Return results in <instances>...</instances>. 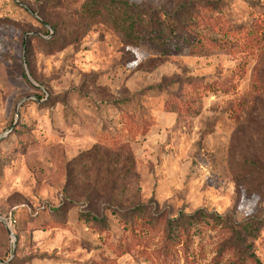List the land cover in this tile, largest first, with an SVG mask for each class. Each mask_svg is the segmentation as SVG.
I'll return each mask as SVG.
<instances>
[{
	"label": "rangeland",
	"instance_id": "1",
	"mask_svg": "<svg viewBox=\"0 0 264 264\" xmlns=\"http://www.w3.org/2000/svg\"><path fill=\"white\" fill-rule=\"evenodd\" d=\"M85 1L0 0V264H162L161 236L146 254L122 247L128 232L106 211L118 194L163 213L250 219L258 232L247 245L264 264V40L239 27L264 31V0H131L168 12L192 2L215 21L193 29L201 45L167 53L126 46L103 20L83 27ZM52 26L80 32L48 50L36 38H56ZM129 114L148 132L127 151L108 148ZM97 171L111 180L88 200ZM66 195L75 207L60 222L44 207ZM90 205L109 229L78 219ZM217 239L206 226L194 237L196 264L226 263L214 259ZM183 248L167 264H187Z\"/></svg>",
	"mask_w": 264,
	"mask_h": 264
},
{
	"label": "trees",
	"instance_id": "2",
	"mask_svg": "<svg viewBox=\"0 0 264 264\" xmlns=\"http://www.w3.org/2000/svg\"><path fill=\"white\" fill-rule=\"evenodd\" d=\"M52 1L43 0L45 4H52ZM197 8L198 5L188 2L182 3L172 12H168L165 10L159 11L131 0H86L81 6V14L82 20L85 21L83 26L85 28L94 21L103 20L120 36L126 46L137 47L148 41L156 50L167 53L172 49H178L180 44L183 46L193 45L194 47L197 44L201 45L202 39L197 40V35L193 32V29L199 25L205 27L215 26V21L210 16L196 14ZM40 14L43 16V12ZM52 27L58 34L56 38L42 40L35 37L39 44L41 42L48 50H57L58 45L62 46L66 43L62 39L69 38L71 40L73 35L80 32L76 29L74 30L76 32L72 31L63 35V30L60 31L59 27ZM239 27H241L244 37H247L248 40H253V42L257 39L259 41L264 40V31L261 32L257 24L252 29L244 25ZM45 35L50 36L51 34L45 31ZM209 43L212 44V42ZM25 45L28 48L31 41ZM24 78L28 81L26 75H24ZM171 89H173V85ZM170 91L171 96L177 94L181 96L182 94V88ZM126 118L125 123L122 124V130L126 136L117 135L115 144L108 145V148L116 151H127L130 149V143L136 137L148 132L146 122L135 119L133 114L127 115ZM3 141L5 140H0V143ZM111 176L107 172L100 176L99 171L93 176L88 177L87 175L85 183H91L90 191L93 193L87 194L85 197L88 200L95 199L100 193L97 189L108 183ZM128 188H123L121 191ZM64 192H67V187ZM68 198L69 196H64L66 202L62 201L57 207L48 205L44 209L49 211L50 215L55 217L56 220L66 221L68 212L75 207L74 204L67 202ZM111 201L115 202L116 206H112L106 211L115 216L117 221L122 223L125 231L128 232V236L122 244L125 251L136 249L138 245L140 249L138 252L146 254L149 241L161 236L162 244L156 250V256L162 264H167L171 258H176L175 253L178 252L177 248L181 243L184 244L182 250L186 263L196 264L197 259L192 258V255H190V253L193 254L194 237L200 234L201 229L206 226L218 230L215 248L217 252L214 259L228 257L229 259L226 260L225 264H262L253 247L247 245V241L255 237L258 232V227L250 219L238 221L232 215L210 214L204 209H198L194 212L181 210L177 213L169 211L163 213L136 199L122 200L119 194L111 198ZM77 216L84 224L100 228L99 230L110 228V222L106 214L103 210H98L95 205H90L85 210H79ZM17 261V259L10 260L7 264H17ZM1 262L5 263L4 261Z\"/></svg>",
	"mask_w": 264,
	"mask_h": 264
},
{
	"label": "water",
	"instance_id": "3",
	"mask_svg": "<svg viewBox=\"0 0 264 264\" xmlns=\"http://www.w3.org/2000/svg\"><path fill=\"white\" fill-rule=\"evenodd\" d=\"M24 53H25V50H24ZM30 81L32 82V84H34L33 83V81L30 79ZM35 85V84H34ZM36 86V85H35ZM38 87V86H37ZM16 117H18V108H17V111H16ZM7 136V134H3V135H1L0 136V140H2L3 138H5ZM7 228H8V232H9V234L12 236V237H14V234H13V232H12V230H11V228L9 227V226H7Z\"/></svg>",
	"mask_w": 264,
	"mask_h": 264
}]
</instances>
